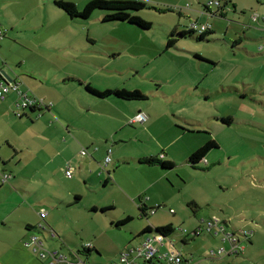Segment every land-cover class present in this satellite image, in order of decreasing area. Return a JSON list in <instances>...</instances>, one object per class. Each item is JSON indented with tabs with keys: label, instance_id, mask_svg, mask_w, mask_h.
Listing matches in <instances>:
<instances>
[{
	"label": "rangeland",
	"instance_id": "rangeland-1",
	"mask_svg": "<svg viewBox=\"0 0 264 264\" xmlns=\"http://www.w3.org/2000/svg\"><path fill=\"white\" fill-rule=\"evenodd\" d=\"M57 1L71 2L81 10L89 0H0V69L17 78L20 89L29 97L36 98L34 80L39 90L60 94L61 111L68 119L88 135L101 137L95 140L103 143L104 151L115 148L129 158L119 164L112 160L108 176L102 169L104 151L97 154L93 145L87 147L75 137L73 145L69 144L36 124L37 113L19 118L16 112L24 110L16 103L21 99L15 93V102L9 94L0 101V174L11 175L0 185V215L9 213L17 195L26 205L29 195L33 197L30 202L36 201L47 214L37 221L55 225L49 229L57 234L56 239L41 238L45 248L67 256L69 264H119L122 252L143 242L146 234H139L146 227L166 225L174 231L165 241H172L184 255L203 258L205 248L215 241L207 232L198 237L191 234L204 222L217 219L215 216L231 219L236 229L233 233L246 242L255 258H260L264 246L250 247L242 232L251 236L254 225L264 228V219L256 217L258 213L264 218V87L255 90L252 86L256 84L251 81L255 75L258 84L264 80L260 75L264 69V0L145 2L149 7L134 15L151 24L146 30L127 23H102L104 12L100 10L87 21L72 19L71 23L54 5ZM210 2H218L223 15L204 13ZM216 8L209 7L211 12ZM252 15L259 16L256 23L251 22ZM191 23L208 25L213 33L199 42L195 35L181 38L166 50L171 31H188ZM239 38V47L232 48ZM111 49L115 52L109 55ZM68 75L70 79L61 87H53L56 80L67 79ZM71 75L82 77L84 84L89 78L90 87L100 92L119 89L143 93L145 100L127 105L140 103L152 110L150 130L139 132L134 141L128 142L120 137L131 139L134 134L130 130H140L143 125L124 124L130 132L119 130L107 136L105 143L103 115L75 111L79 107L77 98L85 89ZM84 96L93 104H102ZM53 114L59 117L55 111ZM174 121L192 133L178 137ZM207 141H214L216 148L191 167L188 157ZM82 148L92 158L81 157ZM162 153L174 168L144 167L130 159ZM87 159L95 162V170L88 166ZM103 176L109 178L107 184ZM148 182L152 184L150 191L144 189ZM75 196L80 198L77 203ZM47 202L55 203L58 210L49 214ZM141 202L150 208H157L155 204L165 207L145 219L137 207ZM189 202L199 208L195 215L187 206ZM104 208L109 209L101 212ZM16 217L17 212L10 213L8 220L15 221ZM126 217L131 220L116 226ZM38 227L33 233L42 237L37 231L44 230ZM180 229L187 232L185 244ZM5 239L0 232V258ZM90 243L96 250L88 253L83 248ZM71 254H77L81 261L73 260ZM239 259L252 263L245 255Z\"/></svg>",
	"mask_w": 264,
	"mask_h": 264
},
{
	"label": "crops",
	"instance_id": "crops-1",
	"mask_svg": "<svg viewBox=\"0 0 264 264\" xmlns=\"http://www.w3.org/2000/svg\"><path fill=\"white\" fill-rule=\"evenodd\" d=\"M138 1H144L150 5L154 4L156 2H157V4L159 3V0H138ZM59 11H61V10H59ZM206 12H207V10H206ZM213 13H214V15H211V16L223 15L222 10L220 8H216L215 11H213ZM65 16L71 21V23H74L73 20L70 19L67 15H65ZM198 16H200V13H198ZM208 33H213V32L210 29V31ZM92 41H95V39H92ZM241 42H242V40L240 38L237 39V41L235 42V44H237L235 46V48H238L239 44H241ZM72 45L73 44L70 43V46H72ZM114 52H115L114 49H111L110 51H108V54L109 55L114 54ZM0 70L6 71L5 68H1ZM260 75H263V78H264V69H262L260 71ZM73 76H74V78H78L80 80V82L82 80H84L82 77H77V75H71V77H73ZM12 78L16 82L18 81L17 78H15V77H12ZM68 78H69V75H68L67 79H62L60 81L56 80L53 87H55V88L61 87V85L64 83V80L68 81ZM257 78L258 77L255 75L253 77V79L251 80L256 85L252 86L251 84H249L255 90H258V89L264 87V80L258 84L256 82ZM85 80H88V82L90 81L89 78H87ZM34 81H35V83L32 84V87L35 91L34 96L36 98H41L45 104H50V105L48 107H42L40 109L39 108H37V109L33 108L34 111H31L30 109H26L23 111V113L19 109L20 111L16 112V114L17 113L20 114V116L18 115L19 118L22 116L29 117L30 115L37 113L35 116V119H39V120L36 122V124L42 125V126L46 127V129H49L51 132H53L54 135L61 136L65 140H68L69 144L73 145V143H74L73 138L75 137L79 142H81L82 144H85L87 147L93 145L92 146L94 148L93 151L97 152V154L100 152H103L104 151L103 143L101 141L95 140V139L101 138V137L98 136V137L94 138L92 133L91 134L89 133V135H88L87 130L75 125L70 119H68L66 117L64 112L61 111L62 98H61L60 94L54 95V94H51L48 92H43L41 89L39 90L37 88V87H39V86H37L38 81L37 80H34ZM88 82L86 81V84H89ZM232 83L234 84V81H232ZM48 85H50V84L40 83V86H47V88L52 87V86H48ZM79 86H81V85H79ZM262 92H264V89H262ZM10 94H12L14 96V98H16V100H15V102H16L17 101L16 94L14 92H11ZM84 95H86L87 97L91 96V99H94V100H100L102 104H98V105L93 104L92 102L87 100V98ZM7 97H6V99H7ZM5 100H2V101H5ZM77 100H78L79 107H76V110H75L76 112L83 113V112L87 111L88 113H91V114L92 113L93 114L100 113L106 119L105 124L107 126V129H106L107 131H105L104 132L105 134L102 135V137H104L105 143L108 142L107 138H106L107 136H114L115 133L119 130L129 131V129L126 128L127 126H124V124H127V125L141 124V125H143V127H141L140 130H138V129L136 130L135 128H132L130 130L134 134V137L131 135V139L127 138L125 135L120 137V139L127 140L128 142L134 141L136 138L135 136H138L139 132L146 133L147 132L146 130H150V124H151L152 120L154 119L152 110L150 108L146 107L145 105L140 104V103L127 105V102H140V101H123L121 99H117V98H113V97L100 99V98H97V97L92 96L91 94L87 93L86 90L84 93L81 92L79 94V97L77 98ZM45 101L51 102V103H47ZM18 103L19 102H17L16 104H18ZM16 104H15V107H16ZM17 107H19V106L17 105ZM99 107H102L101 108L102 110L98 111ZM27 111H28V114L26 113ZM54 111L58 114V116L61 119L53 114ZM139 112L144 113L147 116V120L143 123H130L131 119L133 117H135ZM47 113H49V116L46 115ZM62 113L64 114V116ZM178 118L181 119L185 125L186 124L188 125V123H186V121L183 117H178ZM171 124H173V123L170 122L169 125H171ZM174 124H176L177 129H178V137H180V136L185 137L186 135H189L190 133H192V131H189V129L181 126L180 124L176 123L175 121H174ZM64 131H66V133H67L66 136L64 135ZM79 134L85 135V138L79 136ZM108 150H111V148L108 147L105 149L106 153L104 151V154H105L104 157L107 155ZM114 150H111V155H110L111 162L108 164V166L112 163V160L118 162V164H119V162H121L122 159L125 160V158L126 159L129 158L127 155H125L123 152H121L122 150L120 151V150L115 149V148H114ZM87 152H88L87 156H89V158L90 157L92 158L93 155L90 154L88 150H87ZM87 156H85V157H87ZM160 156H161L163 161H169V158L164 153L160 154L159 156H153V157H160ZM140 158L143 159V158H147V157L145 155H141V157H135V158L130 157L131 160H133V161L136 160L140 166L142 165L144 167H152V168L158 167V166H147V165L140 164V162H139ZM102 159H104V158H102ZM87 162H88V166L92 170L96 169L97 165L95 164V162H92L89 159H87ZM108 166L106 167L105 170L108 169ZM106 174L108 176H110V173L108 170L106 171ZM99 175L102 176V174H99ZM103 178L105 180V184H107L109 178L104 177V176H103ZM13 183L16 186L18 185V182L16 179L14 180ZM0 185H2V184H0ZM151 185L152 184L148 182L146 184V186L144 187V189H146V191H150L152 189ZM260 186H262V185H260ZM18 187H20V186H18ZM24 193H26V192H24ZM28 200H29V204L26 205V203L21 202L19 196L17 195L15 200H14L15 202H11L9 213H7V215H3V216L0 215V229H1L0 232L6 238L3 242V245H5V247L3 248V252H2V255L0 258L1 264H47V260H45V261L40 260L38 253L34 252L31 248L27 247L25 244L29 241V239L32 235H36L33 232H34L35 226H37V225L42 226L44 228L42 230H44V231H37V233L41 234L42 237L39 235H36V236L42 238L44 241L52 240L48 236L47 228H53L54 229L55 225L50 224L49 221H44L45 224H43L40 221H37L38 219H40V216H41L39 214V212L43 208L40 207L41 209H39L38 208L39 205L36 201L30 202L31 200H34V198L31 197L30 195L28 197ZM57 200L60 201V198H57ZM141 204H143V206H146V208H148V209H150V207H152V206H148L147 203L142 202ZM46 206L48 208L47 210H48L49 214H50V212H52V210L53 211L58 210V208H55L56 204L53 202H51V203L47 202ZM153 206H158V205L155 204ZM13 212H17V217H16L15 221H9L8 218L10 217V213H13ZM46 215L44 217H42L43 220L46 217ZM215 217L217 218L215 220H217L220 224H222L225 227L226 232L233 233L234 230H236V229L232 228L231 219L228 220L225 217L221 218L219 216H215ZM256 217H257V220L264 219V218H260L258 213H257ZM227 220L229 221V223H227ZM242 220H247V219L242 218ZM39 224H42V225H39ZM254 228L255 229L253 231V235L250 236V234L248 233V236L245 238L249 242L250 247L258 246V244L261 246H264V243L262 245V239L264 237V231H263L264 228L261 227L260 225H257V224L254 225ZM230 229H232L233 231H230ZM216 230L217 229L214 228L210 232H208V234H210V236L212 237V239H214L215 242L212 245L210 244L209 247L205 248L203 258H198L195 260L200 261L201 264H213L214 263L213 261H217V262H215V264H264V253L260 258H255L253 256L254 254H252L253 252H251L250 248H248L245 245L246 242L242 243L241 238H239V237H238V241H239V247L240 248H239V253L237 255L224 256L220 260L208 259L207 253L209 250L224 247V246H222V244H225L226 247H228V243L222 241L221 233L215 234ZM13 232H17V234L15 236H13L12 235ZM216 238L218 241L215 240ZM91 246H92V248L90 250H96L95 245L91 244ZM244 255L249 257L252 260V263L239 259V257L244 256ZM57 264H67V263H57Z\"/></svg>",
	"mask_w": 264,
	"mask_h": 264
},
{
	"label": "built area",
	"instance_id": "built-area-1",
	"mask_svg": "<svg viewBox=\"0 0 264 264\" xmlns=\"http://www.w3.org/2000/svg\"><path fill=\"white\" fill-rule=\"evenodd\" d=\"M213 5H215L217 8H220V4L218 2H210L208 3V7H205L207 12L205 11L204 13L214 15V13L209 9V7ZM258 20V15L251 16L252 23H256ZM261 21L264 22V18ZM188 29L194 32V34H196L197 36H200L208 33L210 31V26L191 23L189 24ZM11 92L18 94L19 99H21V101L18 103V106L22 108V110L31 108L40 109L42 107H48L50 105L45 104L43 100L27 96V94L20 89V84L18 83V81L16 82L15 80H13L11 83H6L0 77V101L5 100ZM146 120L147 116L144 113L139 112L135 117L131 119L130 123H143ZM79 155L81 157H85L88 155V152L85 148H82L79 151ZM110 155L111 150H108L102 164L103 170H105L108 164L111 162ZM68 169L71 168L68 167ZM66 175L70 176V171H66ZM0 179L1 183L3 184L9 179V176H7L6 174H0ZM170 212L172 213V210ZM153 213H155V211L148 212V216L145 217V219H148L149 215ZM39 214L41 215V217H44L46 215V212L44 209H42L40 210ZM39 227L44 229L42 226ZM200 228V230H195V232H193L191 235L193 237H198L202 232L205 231L208 233L215 228L217 229L215 234L221 233L222 241L228 243L227 249H225L224 247H220L218 249L209 250L207 253L208 259L220 260L224 256L237 255L239 253L240 247L238 237L236 235L237 233L226 232L225 227L217 220L204 222V225ZM149 229L151 231H149V234H146L144 236L143 242H141L138 247L126 250L119 255V264H201L200 261L195 260L191 255H184L180 250L176 249L172 241H165L168 240L169 237L161 235L151 227ZM179 231L183 232L181 234V241L184 240L187 242L188 240L186 239V230L180 229ZM47 233L50 239L53 240L57 238V234L52 229L47 228ZM242 235L247 237L248 233L242 232ZM165 243L168 244V249L163 250ZM25 245L31 248L34 252H37L40 260H47V264L70 263L67 256L60 254L57 251L47 250L44 246V242L40 237L32 235ZM91 248V244H87L86 246H84L85 250H90ZM71 255L74 257V259L78 258V260L81 261L77 254Z\"/></svg>",
	"mask_w": 264,
	"mask_h": 264
},
{
	"label": "trees",
	"instance_id": "trees-1",
	"mask_svg": "<svg viewBox=\"0 0 264 264\" xmlns=\"http://www.w3.org/2000/svg\"><path fill=\"white\" fill-rule=\"evenodd\" d=\"M54 5L59 10L63 11L64 14L67 15L70 19L87 21L89 20V18L91 17L94 11L100 10L104 12V15L101 19L102 23H127L130 25H134L143 30L149 29L151 27V24L149 22L143 20L139 16L134 15L135 12L141 11L149 7V5L146 4L145 2L138 0H90L81 10H78L77 7L71 2L57 1L54 3ZM209 34L211 33H206L200 36H197L195 34L197 36V42L206 40ZM193 35L194 32L190 31L189 29L188 31L187 30L182 31L180 33L171 31V33L169 34V38L167 39L166 50L169 48H173L179 39L192 37ZM236 45L237 44H234L232 48H234ZM78 83L79 85L84 86V89L86 90L87 93L100 99H104L108 97L121 99L123 101H143L146 99V96L140 91L128 92L125 90L116 89V90H106L100 92L91 88L89 84H84L80 81H78ZM30 110L34 111L32 108ZM224 123L229 125L231 123V120H225ZM213 148H216V143L214 141H207L202 147L197 149L188 157V164L191 165V167H196V164L204 160L207 153ZM139 162L140 164L147 166H158L162 170H170L174 168V163L172 161H163L161 156L143 158L140 159ZM7 176H9L8 180H10L11 175H7ZM79 200L80 198L75 196L74 203H77ZM158 206L159 207L157 208L148 209L146 208V206H143V204H139L137 207L141 213V216L147 217L148 212L156 211L158 209H162L165 207L164 205H158ZM187 206L190 208L193 215H195L197 213V210L199 209L196 203L194 202H189ZM108 209L109 208L101 209V212H104ZM130 220L131 217H126L123 220L118 221L116 223V226L126 224ZM38 228L42 229L40 227ZM154 230L160 233L161 235L167 237L172 236V233L174 231L171 225L158 227L155 228ZM149 231L151 230L146 227V229H144L139 235H141L142 233H148ZM182 243L185 244L186 241L182 240ZM86 251L89 252L90 250H86ZM71 258H73L74 260V257L72 255Z\"/></svg>",
	"mask_w": 264,
	"mask_h": 264
},
{
	"label": "water",
	"instance_id": "water-1",
	"mask_svg": "<svg viewBox=\"0 0 264 264\" xmlns=\"http://www.w3.org/2000/svg\"><path fill=\"white\" fill-rule=\"evenodd\" d=\"M0 77L6 82L11 83L13 81L12 77H10L4 70H0ZM149 234L148 233H142L141 235Z\"/></svg>",
	"mask_w": 264,
	"mask_h": 264
}]
</instances>
